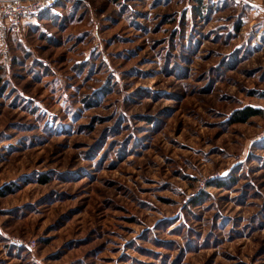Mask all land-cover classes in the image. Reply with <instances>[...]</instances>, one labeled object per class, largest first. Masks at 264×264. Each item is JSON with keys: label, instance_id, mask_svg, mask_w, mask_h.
<instances>
[{"label": "rangeland", "instance_id": "1", "mask_svg": "<svg viewBox=\"0 0 264 264\" xmlns=\"http://www.w3.org/2000/svg\"><path fill=\"white\" fill-rule=\"evenodd\" d=\"M51 9L0 52V264H264V0Z\"/></svg>", "mask_w": 264, "mask_h": 264}, {"label": "built area", "instance_id": "2", "mask_svg": "<svg viewBox=\"0 0 264 264\" xmlns=\"http://www.w3.org/2000/svg\"><path fill=\"white\" fill-rule=\"evenodd\" d=\"M54 3L55 0H0V52L5 61L12 60L8 42L12 31Z\"/></svg>", "mask_w": 264, "mask_h": 264}, {"label": "trees", "instance_id": "3", "mask_svg": "<svg viewBox=\"0 0 264 264\" xmlns=\"http://www.w3.org/2000/svg\"><path fill=\"white\" fill-rule=\"evenodd\" d=\"M50 10H52L51 7L41 10L37 14V17H41L42 15L46 14ZM0 83H1V76H0ZM260 113H261L260 109H257V108L251 107V106H247V107L239 109L235 112V114L233 116V121L234 122H245L251 116L258 115ZM41 181L46 182L47 179H41Z\"/></svg>", "mask_w": 264, "mask_h": 264}, {"label": "crops", "instance_id": "4", "mask_svg": "<svg viewBox=\"0 0 264 264\" xmlns=\"http://www.w3.org/2000/svg\"><path fill=\"white\" fill-rule=\"evenodd\" d=\"M33 19H34V18H28V19H26V20L23 22V24H22V25H25V24H27V22H28V21H31V20H33ZM20 26H21V25H20ZM20 26H19V27H20ZM16 29H17V28H16ZM14 30H15V29H14Z\"/></svg>", "mask_w": 264, "mask_h": 264}]
</instances>
